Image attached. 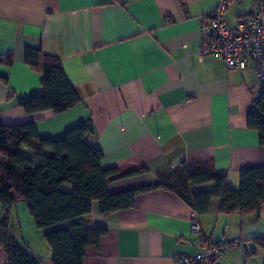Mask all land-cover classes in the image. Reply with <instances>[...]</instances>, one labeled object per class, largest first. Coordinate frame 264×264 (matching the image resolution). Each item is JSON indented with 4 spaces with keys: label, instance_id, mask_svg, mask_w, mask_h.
I'll list each match as a JSON object with an SVG mask.
<instances>
[{
    "label": "crops",
    "instance_id": "crops-1",
    "mask_svg": "<svg viewBox=\"0 0 264 264\" xmlns=\"http://www.w3.org/2000/svg\"><path fill=\"white\" fill-rule=\"evenodd\" d=\"M218 1L0 0V76L6 78L0 81V122L33 120L39 136L60 138L90 119L95 134L87 140L102 152L101 167L117 170L106 182L110 193L154 185L159 172L183 161L211 162L238 187L242 168L264 166V145L247 125L260 87L249 69L228 70L220 57L198 58L201 17ZM252 6L253 0H243L230 7L228 20L249 15ZM26 46L59 58L79 95L76 106L55 114L27 113L17 105L18 98L40 92L39 74L24 62ZM218 207L214 198L197 214L164 188L140 192L133 207L108 215L93 201L81 218L107 232L85 248L82 264H177L176 253L194 255L204 238L236 240L221 264H264V247L254 242L264 238V203L258 214ZM25 213V204L11 207L10 233L51 264L43 231ZM195 217L198 232L191 230Z\"/></svg>",
    "mask_w": 264,
    "mask_h": 264
},
{
    "label": "trees",
    "instance_id": "trees-1",
    "mask_svg": "<svg viewBox=\"0 0 264 264\" xmlns=\"http://www.w3.org/2000/svg\"><path fill=\"white\" fill-rule=\"evenodd\" d=\"M6 63L11 65L12 57ZM24 62L40 76V92L18 98L17 105L27 113L51 110L61 114L76 106L79 95L67 80L58 57L44 53L40 46L24 48ZM0 81L6 78L0 76ZM247 125L257 130L264 145V93L253 99ZM95 130L90 119L68 129L60 138L39 136L35 121L5 125L0 122V248L4 264H45L35 258L9 231V213L23 202L35 226L51 249V264H82L85 248L98 243L107 229L92 225L81 217L97 201L102 215L135 205L138 193L164 188L180 196L197 214L208 211L219 199L223 213L258 214L264 203V166L242 168L238 187L231 186L211 162H180L157 174L158 182L116 193L107 190V179L115 168H103L102 152L87 137ZM27 146L31 154L22 149ZM213 182V187L193 191L198 184ZM66 184L69 185L67 189ZM264 247V238H255Z\"/></svg>",
    "mask_w": 264,
    "mask_h": 264
},
{
    "label": "built area",
    "instance_id": "built-area-1",
    "mask_svg": "<svg viewBox=\"0 0 264 264\" xmlns=\"http://www.w3.org/2000/svg\"><path fill=\"white\" fill-rule=\"evenodd\" d=\"M242 1L219 0L211 12L201 17L197 54L200 60L220 57L228 70H251L264 93V0H253L249 15L229 21L228 9ZM191 230H200L196 217L191 220ZM235 243L232 239L204 238L194 255L178 252L174 258L177 264H221L223 251Z\"/></svg>",
    "mask_w": 264,
    "mask_h": 264
},
{
    "label": "rangeland",
    "instance_id": "rangeland-1",
    "mask_svg": "<svg viewBox=\"0 0 264 264\" xmlns=\"http://www.w3.org/2000/svg\"><path fill=\"white\" fill-rule=\"evenodd\" d=\"M233 12H234V9H232V13H233ZM229 18H230V17H229ZM65 186H67V189L69 188V185H68V184H66ZM20 204H21V205H20ZM19 205H20V206H19ZM23 205H24L23 202H19V203L17 202V203H16V206H17V209H18V210L22 209V208H23ZM13 210H14V209H12L11 212H13ZM24 212H26V211H24ZM18 214L20 215V218L23 219V211L20 212V213H18ZM25 214H26V213H25ZM25 216H28V215L26 214ZM15 221H16V219L14 220L13 223H15Z\"/></svg>",
    "mask_w": 264,
    "mask_h": 264
}]
</instances>
